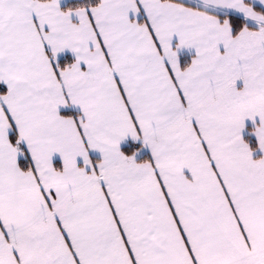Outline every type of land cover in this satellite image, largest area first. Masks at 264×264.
<instances>
[{
	"label": "snow or ice",
	"instance_id": "6c2138e0",
	"mask_svg": "<svg viewBox=\"0 0 264 264\" xmlns=\"http://www.w3.org/2000/svg\"><path fill=\"white\" fill-rule=\"evenodd\" d=\"M0 264H264V0H0Z\"/></svg>",
	"mask_w": 264,
	"mask_h": 264
}]
</instances>
